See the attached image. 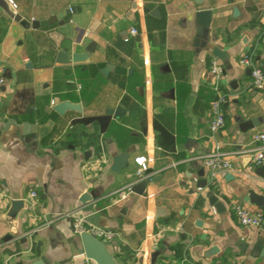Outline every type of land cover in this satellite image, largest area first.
<instances>
[{
    "label": "crops",
    "instance_id": "1",
    "mask_svg": "<svg viewBox=\"0 0 264 264\" xmlns=\"http://www.w3.org/2000/svg\"><path fill=\"white\" fill-rule=\"evenodd\" d=\"M14 1L29 21H57L25 28L0 6V264H96L73 230V216L89 212L114 232L116 264H264V223L241 225L233 210L264 211L249 198L264 195V163L238 153L264 128V87L240 63L248 54L264 69V0ZM200 9L212 12L207 28ZM88 47L86 60H66ZM213 59L227 95L214 133ZM247 121L255 126L243 131ZM216 149L232 167L212 178L199 157ZM138 157L151 170L141 177ZM146 177L143 193L120 199ZM13 199L25 203L15 219Z\"/></svg>",
    "mask_w": 264,
    "mask_h": 264
},
{
    "label": "built area",
    "instance_id": "2",
    "mask_svg": "<svg viewBox=\"0 0 264 264\" xmlns=\"http://www.w3.org/2000/svg\"><path fill=\"white\" fill-rule=\"evenodd\" d=\"M9 4L13 10L18 8L17 3L14 0H10ZM137 33L136 28L130 29V34L135 35ZM240 63L243 66H247L250 68L252 84L256 88L264 87V69L260 67L252 58L251 55L245 54L240 60ZM210 68L212 72V89L215 93V97L211 103V111H212V119L210 123V129L214 133L221 128H223L226 124L225 114L223 105L227 100V95L221 89V78L223 69L220 63L213 59L210 62ZM2 81V79H0ZM253 146L249 147L245 150H240L238 153L240 155H247L251 158V160L257 164L264 163V128L256 131L252 136ZM199 159L202 162L211 168V177L215 178L219 173L229 170L232 167V162L230 157L220 151V149H216L215 151L209 152ZM135 162L138 166L136 171V176L141 177L143 173L147 170V163L145 161V157H138L135 159ZM120 199H125L128 194L132 192V184H128L125 187L118 190ZM33 195L37 193L35 191L32 192ZM233 210L237 215L239 223L244 226L249 227H261L264 223V211L261 208L252 210L249 207L243 204H234ZM73 230L78 235L82 232H88L99 240H109L114 237V232L108 229H105L101 226L91 224L88 222L84 216L77 215L73 216ZM186 264V263H183Z\"/></svg>",
    "mask_w": 264,
    "mask_h": 264
},
{
    "label": "water",
    "instance_id": "3",
    "mask_svg": "<svg viewBox=\"0 0 264 264\" xmlns=\"http://www.w3.org/2000/svg\"><path fill=\"white\" fill-rule=\"evenodd\" d=\"M196 3H202V0H194ZM0 6L1 8L6 11L13 19H15L17 22H19L23 27L25 28H40V27H47L50 24L54 23L57 21L55 17H52L51 19L47 21H38V20H27L24 18L20 13H17L15 11H12L10 7L8 6L6 1H0ZM137 10V3H133L131 12ZM73 11V7L69 8L67 10V13H70ZM154 12H157L155 9ZM211 15L212 12L209 9H200L196 13V23L201 27H208L211 22ZM202 30V29H201ZM91 51V47H88L87 50L83 53H73L70 57H68L66 60H71L73 62H81L87 59L89 52ZM213 54L216 57L219 58H225L226 53L224 51H221L218 48L214 49ZM65 54L64 53H59V57L62 59L64 58ZM65 61V59H62ZM61 60V61H62ZM112 68L111 65H106L105 68L103 69L104 73H107L110 69ZM64 105L60 106L63 107ZM59 107H57V110ZM119 110L116 111L118 113ZM255 123L252 121H247L243 124L241 129L243 131H247L248 129L254 128ZM127 154L122 153L120 155H117L113 159V164H112V170L115 172H120V170L127 165ZM208 169L211 170V168L208 166ZM151 170H147L146 174L150 173ZM205 173L204 168H201L198 171L199 176H203ZM152 179L150 177L144 178L141 182L137 183L136 185L132 186V192L135 193H143L144 189L146 188L147 184L151 181ZM208 183L207 179H201L199 181V184L201 186H206ZM95 198V195H92L91 198L89 199L87 195H84L83 198H81V202L83 204H86L88 201H91V199ZM250 198V204H255L256 206L263 207L264 206V195H259L255 192H250L249 195ZM209 201L212 205H215L217 210H224V206L222 205L221 202L218 201L217 196L211 195L209 197ZM25 205L24 201L22 199H13L11 201V206L9 209L8 216L11 219H15L18 211L23 208ZM85 219L90 222L91 224L98 225L100 226L101 224V219L100 217L94 213V212H89L86 216ZM73 221V220H72ZM79 238L81 240L82 246H83V252L85 256L88 259L93 260L96 264H116L115 261L113 260V257L111 256L108 248H107V242L105 240H99L93 235L89 234L88 232H82L79 234ZM41 261H39L36 264H40Z\"/></svg>",
    "mask_w": 264,
    "mask_h": 264
}]
</instances>
